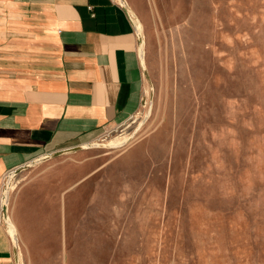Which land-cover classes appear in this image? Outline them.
Returning <instances> with one entry per match:
<instances>
[{
    "label": "rangeland",
    "instance_id": "1",
    "mask_svg": "<svg viewBox=\"0 0 264 264\" xmlns=\"http://www.w3.org/2000/svg\"><path fill=\"white\" fill-rule=\"evenodd\" d=\"M115 1L138 35L139 107L18 167L16 264H264V0Z\"/></svg>",
    "mask_w": 264,
    "mask_h": 264
},
{
    "label": "crops",
    "instance_id": "2",
    "mask_svg": "<svg viewBox=\"0 0 264 264\" xmlns=\"http://www.w3.org/2000/svg\"><path fill=\"white\" fill-rule=\"evenodd\" d=\"M143 76L134 22L115 0H0V185L10 168L126 121ZM0 264H16L1 212Z\"/></svg>",
    "mask_w": 264,
    "mask_h": 264
},
{
    "label": "built area",
    "instance_id": "3",
    "mask_svg": "<svg viewBox=\"0 0 264 264\" xmlns=\"http://www.w3.org/2000/svg\"><path fill=\"white\" fill-rule=\"evenodd\" d=\"M18 167L10 168L3 175L0 185V212L4 218L7 213V207L9 204V192L11 189L12 179L16 175Z\"/></svg>",
    "mask_w": 264,
    "mask_h": 264
},
{
    "label": "bare ground",
    "instance_id": "4",
    "mask_svg": "<svg viewBox=\"0 0 264 264\" xmlns=\"http://www.w3.org/2000/svg\"><path fill=\"white\" fill-rule=\"evenodd\" d=\"M125 3V2H124ZM135 25V24H134ZM136 27H137V30H139L140 29V24L138 23V21H137V25H136ZM142 29V28H141ZM140 31V30H139ZM142 34V33H141ZM140 36H143V35H140ZM143 39V38H142ZM142 45V44H141ZM142 49V48H141ZM140 57H141V60L143 61V59H142V55H141V52H140ZM143 66H144V64H143ZM120 135V134H119ZM117 136V137H112L109 141H108V143H107V145H121L122 144V142H124L125 141V139H126V137L124 136V135H120V136ZM100 144V143H99ZM106 144V143H105ZM105 144H102V145H105ZM93 145V144H92ZM89 146V145H88ZM83 147V146H82ZM71 149V148H70ZM69 150V149H68ZM67 150V151H68ZM8 216V215H7ZM8 218V219H7ZM6 218V220L8 221V233L10 234V236H11V238H12V241H13V244H14V247L17 245V237H16V234H15V228H14V225L12 224V222H10V220H9V217H7ZM15 251H16V249H15Z\"/></svg>",
    "mask_w": 264,
    "mask_h": 264
}]
</instances>
